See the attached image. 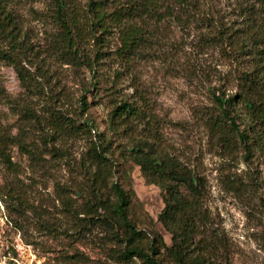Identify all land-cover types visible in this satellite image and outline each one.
<instances>
[{
	"label": "rangeland",
	"instance_id": "obj_1",
	"mask_svg": "<svg viewBox=\"0 0 264 264\" xmlns=\"http://www.w3.org/2000/svg\"><path fill=\"white\" fill-rule=\"evenodd\" d=\"M77 1L81 8L89 2ZM198 1L189 25L152 21L144 50L127 68L111 55L119 44L114 32L82 42L93 71L58 51L52 0L5 1L18 43H11L10 28L0 29V264H141L119 259L121 246L106 221L73 213L93 212L84 157L99 134L110 141L116 164L110 183L134 191L129 216L139 229L172 245L158 221L165 190L128 152L137 138L205 180L207 215L191 256L199 250L219 264H264V153H247L236 135L223 142L228 127L212 129L219 110L209 87L234 68L203 17L225 16L228 23L238 18V5ZM121 100H144L151 117L125 130L111 119ZM66 120L83 125L68 133L61 128Z\"/></svg>",
	"mask_w": 264,
	"mask_h": 264
},
{
	"label": "trees",
	"instance_id": "obj_2",
	"mask_svg": "<svg viewBox=\"0 0 264 264\" xmlns=\"http://www.w3.org/2000/svg\"><path fill=\"white\" fill-rule=\"evenodd\" d=\"M5 1L0 0V29L10 28L11 43H18L13 32L17 26L16 17L6 10ZM232 1L238 5L236 20L227 23L225 16L213 21L209 14L203 17L211 30V41L220 42L225 57L234 68L231 76H222L217 86L209 87L219 110L212 129L215 132L228 127L229 131L221 136L223 142L231 143L236 135L247 153L253 149L264 153V0ZM52 3L54 22L61 32L58 51L93 71V63L81 53L82 42L101 40L114 32L119 44L111 55L120 66L127 68L144 50L152 21L160 23L173 19L182 26L189 25L199 1L89 0L85 8H81L77 0H52ZM98 55L97 52L96 58ZM15 67L20 79L26 82L27 78L22 76L17 65ZM147 107L144 100L141 104L121 100L111 111V119L119 126L125 125L126 130L131 123L147 121V117H151ZM82 125L66 120L61 128L74 134ZM102 136L99 134V139L91 141L84 157L85 167L91 173L90 207L93 212L77 210L73 213L77 217L92 214L106 221L113 239L121 246L118 254L121 261L219 264L213 255H205L199 250L194 256L190 255V248L197 245L196 238L207 215L204 178L179 159L159 151L150 140L137 138L128 147L132 161L153 183L165 190V206L158 221L171 235L172 245L168 246L161 234L139 229L131 220L129 209L134 191L124 189L119 182L110 183L116 164L110 153V141ZM6 162L11 165L9 158ZM83 220L85 218L80 219Z\"/></svg>",
	"mask_w": 264,
	"mask_h": 264
}]
</instances>
